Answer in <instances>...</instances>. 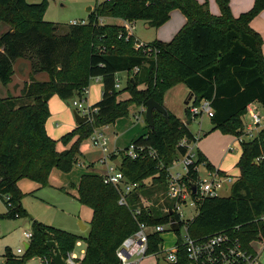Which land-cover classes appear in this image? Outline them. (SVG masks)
Segmentation results:
<instances>
[{
	"label": "trees",
	"instance_id": "1",
	"mask_svg": "<svg viewBox=\"0 0 264 264\" xmlns=\"http://www.w3.org/2000/svg\"><path fill=\"white\" fill-rule=\"evenodd\" d=\"M217 2L221 8L219 15L211 13L207 2L198 0H97L88 14V23L69 24L62 30L58 23L42 18L44 2L0 0V26H8L0 32V82L6 85L11 81L14 62L27 53L34 54L38 63L19 96L0 95V196L10 195L12 202L5 216L26 215L18 187L21 179L34 180L39 189L48 184L53 168L71 171L82 154L81 142L96 127L127 116L131 105L145 106L150 98L164 104L166 92L178 83L186 84L193 93L192 104L210 100L214 127L236 136L242 133V115L247 106L255 101L264 106L263 39L251 26L264 9V0H255L249 10L237 17L231 14L230 0ZM175 8L185 13L187 22L172 40L149 42L157 49L150 55L136 49L134 36L126 39L125 27L100 21L120 17L129 22L144 20L151 27H159ZM136 67L139 70L127 81L131 96L118 101L117 73L131 72ZM39 71H46L49 78L38 80L35 74ZM91 77L100 78L103 84L101 99L93 104L97 111L91 120L62 137L65 142L77 139L60 151L45 128L50 115L49 99L55 94L64 100L83 95ZM140 85L145 88H139ZM153 115L154 126L147 125V132L133 140L145 147V155L136 159L120 156L119 167L126 177L140 182L128 198L129 205L119 203L117 189L105 183L97 172H85L79 180L76 197L93 211L80 264H119L118 247L140 229V223L166 224L172 216L174 201L166 193V168L187 151L186 146L179 144L180 139L185 136L195 140V136L188 124L171 111L164 115L154 110ZM149 151H156V155ZM263 152L264 127L255 139L242 142L237 163L241 174L230 194L204 198L196 216L188 220L191 237L203 238L227 230L257 254L252 242L264 241V164H256L253 159ZM197 153L198 161L206 160L201 151ZM207 166L215 169L210 162ZM192 179H197L196 173ZM139 206L142 212L135 217L134 210ZM32 231L30 249L21 259L15 258L11 250L5 252L10 256V264H25L37 254L51 257L43 233L52 236L62 256L82 238L36 220ZM176 233L181 244L180 230ZM148 238L147 254L160 255L162 234L151 231ZM179 248L178 260L167 264H193L185 247Z\"/></svg>",
	"mask_w": 264,
	"mask_h": 264
},
{
	"label": "rangeland",
	"instance_id": "2",
	"mask_svg": "<svg viewBox=\"0 0 264 264\" xmlns=\"http://www.w3.org/2000/svg\"><path fill=\"white\" fill-rule=\"evenodd\" d=\"M198 1L207 2L211 13L216 15L221 13L217 0ZM254 1L230 0L232 16L237 17L241 12L249 10L253 6ZM28 2H44L45 8L42 12V18L56 24L58 23L59 27L65 30L70 20L87 19L89 14L87 8L89 6L94 8L97 0H28ZM108 18H112V22H109ZM118 19L122 18L106 17L107 23L115 24V22H118ZM127 22L122 19L120 24H116L124 27ZM186 22L187 17L185 13L181 9L175 8L171 11L168 21L159 27H151L144 20L133 21V32L140 40L145 42H152L156 39L170 41ZM252 27L262 36V53L264 54V9L254 19ZM7 28L8 26L5 25L0 26V32ZM22 63H25V65ZM37 65V59L34 54L31 52L27 53L15 64L11 81L6 85L0 82V93L15 94L21 92L26 81L25 73H23L26 69L24 68H27L28 71L34 70V67H37ZM40 72H37L35 76L38 75L37 79L42 80L43 72ZM27 78L30 79L29 76ZM118 78L121 86L118 89L119 94L117 99L118 101L126 100L131 96L130 90L127 88V73L120 72ZM102 87L101 79L91 77L88 85L89 93L84 95V97H87V102L91 105L95 104L101 98ZM185 89V86L179 84L168 92L166 99L168 105L174 108V112L182 120H190L189 128L198 137L196 141L191 142V146L197 151H202L213 166L228 172L235 178L239 177L241 171L237 163L242 155V143L235 135L224 132L222 128L214 127L212 118L207 114L203 113L202 115H198V117L192 118V115L188 114V111L185 110L188 107L185 105V101L188 98V93L185 92ZM71 101L72 99L64 100L56 94L49 100L50 115L46 120L45 128L47 133L57 141L56 146L60 151L70 147L77 139V137H73L69 142L62 140L64 135L74 130L78 125ZM189 105H192V101ZM254 106L263 118L261 125L256 126V130L254 131L257 134L260 127L264 126V106L260 102H255ZM141 109L133 104L130 106L127 116H119L112 123L96 127L97 130L103 131L108 137L111 149H126L133 143L136 137L148 130L145 114L146 108L142 106ZM242 119L245 124L251 123L248 109L242 115ZM184 138L186 137L184 136L180 141ZM196 144L197 146H195ZM80 150L83 157L75 162L71 171L66 172L58 167L53 168L49 175L48 184L42 186L40 189H37L39 185L34 180L28 178L21 179L18 187L21 192V205L25 209L26 215L20 218L5 216L9 209L6 204V198L0 196V255H3L7 250L15 251L18 246L23 245L25 242L23 231L30 230L35 220L61 229L71 230L72 233L82 237V247H86L84 239L90 230L93 211L89 206L82 204L76 198L77 186L83 173L88 170L95 172L99 168V171H101L102 167L100 166L99 159L102 156V151L93 145L92 136L85 138L81 142ZM118 160H120V157ZM91 164L92 167H89L88 165ZM175 168H178V166ZM201 175L203 177L206 175L203 165H201ZM230 192L231 189L227 187L221 191V195L228 196ZM183 212L186 218L196 215L195 209L190 206L184 207ZM83 225L87 228L83 229ZM180 235H184V230H180ZM162 236L164 238L163 248L166 250L172 247L174 241L178 239L179 234L170 230ZM259 242L261 243L252 242V246L255 249H260L257 260L252 264H264V241ZM82 247H77V250H80ZM163 257V255H156L154 253L148 254L141 259L139 264H166V259ZM26 264L40 263L36 259H30L27 260Z\"/></svg>",
	"mask_w": 264,
	"mask_h": 264
},
{
	"label": "built area",
	"instance_id": "3",
	"mask_svg": "<svg viewBox=\"0 0 264 264\" xmlns=\"http://www.w3.org/2000/svg\"><path fill=\"white\" fill-rule=\"evenodd\" d=\"M101 23H104L105 19L100 18ZM88 19H72L69 21L70 25L86 24ZM125 27V37L128 40L133 35V22H127ZM123 34H120L122 37ZM136 49H143V51L150 55L157 51L156 47L135 38ZM139 67L134 68V71H138ZM121 86L120 81L116 78V88L119 89ZM88 88L83 91V95L76 96L71 101V106L74 111L79 113L81 116L88 117V121L91 120L94 111H97L93 105L87 102ZM84 97V98H83ZM255 102L250 103L247 106L249 110L251 123L245 125L244 130L240 135L237 136L238 140L242 143L243 141L253 140L257 137L258 133L255 134L256 126H260L263 120L261 113L254 106ZM190 111L193 116L201 115L203 113L212 117L214 110L211 107V102L208 99H203L199 105L192 104ZM92 143L102 151V156L99 159V163L104 167L100 172L105 183L113 185L119 192L120 198L119 203L122 205H129V196L137 191L140 187V182L129 180L125 173L120 169L119 162L116 163L121 155L136 159L140 156H144V146L137 145L134 142L124 150L111 149L109 145L108 137L100 130H94L92 133ZM182 146L187 147L185 154L176 159L173 164L166 168L167 172V196L174 201V206L171 209V215L176 217V220L180 223V229L184 230V235H181V244L178 240L174 242L171 248L164 250L163 244L161 246V254L165 257L167 262H176L178 260L177 253L179 247L183 245L187 252L189 259L193 264H252L257 258L258 254H254L244 247L243 242L238 236L232 235L227 230H221L205 236L203 238H193L188 233L187 222L191 218H186L183 212L184 207H193L198 213L199 204L206 197L211 196H222L221 191L232 185L237 178L230 174H223L216 169H210L207 166L206 161H198V153L191 147V141L188 138H184L179 143ZM150 155H156V151H149ZM113 155H117L118 158L114 159ZM256 164H264V152L256 156L253 159ZM201 165L205 169V177L201 175ZM178 166V168H175ZM197 174V179H192L194 174ZM196 186L194 191L193 186ZM8 201L7 206L12 207L10 201L11 196L5 195ZM144 203L147 201L144 200ZM144 206V207H146ZM142 212V207H137L134 210V215L137 217ZM16 217H19L16 214ZM178 217V218H177ZM264 219V217H263ZM171 221L169 220L166 224H158L154 226H148L140 223V229L135 233L125 238L120 247H118L116 253L119 258V264H139L141 259L147 255L149 245V233L151 231H158L162 235L170 231ZM173 231V230H172ZM176 232V231H174ZM23 237L25 242L23 245L18 246L16 251L13 252L15 258L21 259L26 253V243H30L33 238V231H23ZM82 240H77L75 248L69 251L65 256H62L66 264H80L81 260L85 256L86 249L82 247ZM77 247H82L77 250ZM33 259L39 261L40 264H54L53 258L42 255L34 256ZM31 258V259H32ZM10 256L7 254L0 255V264H10Z\"/></svg>",
	"mask_w": 264,
	"mask_h": 264
},
{
	"label": "crops",
	"instance_id": "4",
	"mask_svg": "<svg viewBox=\"0 0 264 264\" xmlns=\"http://www.w3.org/2000/svg\"><path fill=\"white\" fill-rule=\"evenodd\" d=\"M90 7H91V6H90ZM93 9H94V8L91 7V10H88V11L90 12V11H92ZM262 11H263V10H262ZM262 11H261V12H262ZM243 12H244V11H243ZM261 12H260V13H261ZM260 13H259V14H260ZM259 14H258V15H259ZM256 17H257V16H256ZM256 17H255L254 19H256ZM254 19L252 20V22L254 21ZM112 20H113L112 18H108V21H109V22H112ZM104 22H107L106 18H105V21H104ZM121 22H122V19H118V22H115V24H116V23L120 24ZM252 22H251V26H252ZM253 28H254V27H253ZM254 29H255V28H254ZM133 35L136 36L134 32H133ZM135 38L138 39V40H140L137 36H136ZM158 40H159V39H158ZM141 41H142V40H141ZM144 42H145V41H144ZM21 58H22V57H21ZM21 58H18V59L14 62V70H15V64H16ZM22 64L25 65V63H22ZM24 67H25V66H24ZM24 69L27 70V71L24 70V72H23V73H25V77H26L25 80H26V81H29V79L27 78V76H29V78H30V75H31L32 70H29V71H28L27 68H24ZM41 72H43V74H42V76H43V77H42V80H47V79L49 78L48 73H47L46 71H41ZM41 72H40V73H41ZM122 72H126V73H127V81H128V79L131 78L132 75L135 73L134 70L131 71V72H129V71H122ZM119 73H120V72L117 73L116 78H118V74H119ZM29 74H30V75H29ZM26 75H27V76H26ZM35 77L38 78V75L35 76ZM99 79H100V78H99ZM118 79H119V78H118ZM38 80H39V79H38ZM26 81H25V82H26ZM25 82H24V83H25ZM179 84L185 86V88H186V89H185V92L188 93V98H187V100L189 99V96L191 95V91H190V89L186 86V84H184V83H178L177 85L173 86L172 88H170V89L166 92V94H165V98H164V106H165L169 111H171L172 113H174L178 118L181 119V117L178 116L176 112H174V108H172L171 106L168 105V102H167V99H166V98H167V94H168V92H169L171 89H174V88H175L176 86H178ZM22 88H23V87H22ZM139 88H145V85H140ZM20 93H21V92H19V93H15V94H9V93L1 94V93H0V95H1L2 97H6V96H8V95L19 96ZM88 93H89V90H88ZM100 99H101V98H100ZM100 99H99V100H100ZM192 99H193V98H192ZM192 99L190 100L189 104L191 103ZM49 100H50V99H49ZM187 100H186V101H187ZM186 101H185V102H186ZM255 102H257V101H255ZM88 103H89V102H88ZM189 104L187 105V104L185 103V105L189 107V113H188V114H191V115H192V118H193V117H198V115L193 116V114H192L191 111H190V107H191V105H189ZM138 107H139L140 109L142 108V106H138ZM145 108H146V105H145ZM141 110H142V109H141ZM185 110H187V109L185 108ZM145 113H146V109H145ZM201 115H202V114H201ZM208 116H209V115H208ZM209 117H210V116H209ZM181 120H182V119H181ZM182 121H183L184 123L188 124V127H189L190 122H188V120H185V121L182 120ZM77 124H78V123H77ZM245 125H246V124L244 123V127H245ZM244 127H243V130H244ZM263 127H264V126H263ZM263 127H260V129L258 130V132H257L258 135H259L260 130H261ZM189 129H190V128H189ZM190 130H191V129H190ZM243 130H242V131H243ZM146 132H147V130L144 131L142 134H144V133H146ZM191 132H192V131H191ZM192 133H193V132H192ZM142 134H141V135H142ZM193 134H194V133H193ZM258 135H257V136H258ZM194 136H195V134H194ZM235 136H236V135H235ZM237 136H238V135H237ZM237 136H236V137H237ZM197 139H198V137L195 136V140H189V141L192 142V141H196ZM237 139H238V138H237ZM195 143H196V142H195ZM195 146H197V144H196ZM191 147H192V146H191ZM192 148H193V147H192ZM112 149H113V148H112ZM114 149H116V148H114ZM118 149H119V148H118ZM193 149H194V148H193ZM194 150H195V149H194ZM195 151H197V150H195ZM199 151H200V150H199ZM201 152H202V151H201ZM82 157H83V155L81 154V155L79 156L78 160H79L80 158H82ZM118 159H119V158H118ZM118 159L115 160L116 163L119 162ZM117 160H118V162H117ZM205 161H206V163L209 162L207 158H206ZM88 166H89V167H92V164H91V165H88ZM93 166H94V165H93ZM100 166L102 167V169H101V171H102V170L104 169V167H103L102 165H100ZM94 167H95V166H94ZM214 167H215V166H214ZM92 169H93V168H92ZM99 169H100V168H99ZM99 169H98V171H95V172H97V173L100 174L101 171H99ZM215 169L218 170V171H220V172L223 173V174H229L228 172L222 171L221 169H219V168H217V167H215ZM88 171H90V170H88ZM88 171H87V172H88ZM232 176H233V175H232ZM237 178H238V177H237ZM20 181H21V180H20ZM20 181H19V182H20ZM19 182H18V183H19ZM36 183H37V182H36ZM37 184H38V183H37ZM78 184H79V182H78ZM38 185H39V184H38ZM37 189H38V188H37ZM39 189H40V188H39ZM77 193H78V192H77ZM76 195H77V194H76ZM76 198H77V197H76ZM195 216H196V215H195ZM20 217H22V216H19V217H16V218H20ZM193 218H194V217H193ZM193 218H192V219H193ZM46 225H49V224H46ZM50 226H53V225H50ZM53 227H55V226H53ZM57 228H59V227H57ZM86 228H87V227H86ZM31 230H32V228H31ZM64 230H66V229H64ZM24 231H25V230H24ZM67 231H69V230H67ZM69 232H71V230H70ZM71 233H72V232H71ZM81 239H82V238H80V239H78V240H81ZM175 241H176V240H175ZM175 241H174V242H175ZM82 243H83V241H82ZM257 243L259 244V243H261V242H257ZM29 244H30V246H31V242H30ZM173 245H174V243L172 244V246H173ZM29 249H30V248H29ZM29 249H28V250H29ZM85 249H86V247H85ZM256 250H257V253H258V255H259L260 249H259V248H256ZM15 251H16V250H15ZM15 251H12V252H15ZM147 255H148V254H147ZM156 255H158V254H156ZM34 256H39V255H33L32 257H34ZM32 257H30V258L27 259V260H30ZM163 258H165V257H163ZM32 259H33V258H32ZM27 260H26V262H27ZM165 261L167 262V260H165ZM26 262H25V264H26ZM166 264H167V263H166Z\"/></svg>",
	"mask_w": 264,
	"mask_h": 264
},
{
	"label": "water",
	"instance_id": "5",
	"mask_svg": "<svg viewBox=\"0 0 264 264\" xmlns=\"http://www.w3.org/2000/svg\"><path fill=\"white\" fill-rule=\"evenodd\" d=\"M87 10H91V7L89 6ZM192 98H193V93H191V95L189 96V99L185 103L188 105ZM154 110H157L164 115L168 114V109L164 106V104L156 101L154 98L148 99L146 102V113L145 114H146V120L150 127L154 126V115H153ZM74 114H75V119L78 125L83 124L88 121V117L81 116L76 111H74ZM193 189L195 191L196 189L195 185L193 186ZM170 221H171V229L173 231H178L180 229V223L176 220V217L174 215L171 216ZM85 228L86 226L83 225V229ZM43 238L46 241L47 247L51 250L54 264H66L52 236L46 235L45 233H43ZM29 248H30V244L26 243V249L28 250Z\"/></svg>",
	"mask_w": 264,
	"mask_h": 264
}]
</instances>
